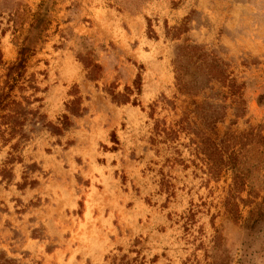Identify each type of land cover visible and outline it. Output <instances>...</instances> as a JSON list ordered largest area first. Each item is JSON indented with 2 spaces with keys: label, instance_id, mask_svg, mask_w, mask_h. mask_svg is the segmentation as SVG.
Returning a JSON list of instances; mask_svg holds the SVG:
<instances>
[{
  "label": "rangeland",
  "instance_id": "rangeland-1",
  "mask_svg": "<svg viewBox=\"0 0 264 264\" xmlns=\"http://www.w3.org/2000/svg\"><path fill=\"white\" fill-rule=\"evenodd\" d=\"M182 45L222 61L235 96L181 91ZM0 94L21 124L10 137L0 119V264H264V216L247 227L264 198V0H0ZM195 103L221 115L213 130ZM197 132L235 170L211 177Z\"/></svg>",
  "mask_w": 264,
  "mask_h": 264
},
{
  "label": "trees",
  "instance_id": "trees-1",
  "mask_svg": "<svg viewBox=\"0 0 264 264\" xmlns=\"http://www.w3.org/2000/svg\"><path fill=\"white\" fill-rule=\"evenodd\" d=\"M18 11H15L12 13V15L9 17L8 22L12 23V29L13 31H17L18 27ZM29 48L26 46H23L19 48L18 51V60L15 64H12L7 71V77L10 80H14L13 76L20 77V70L23 69L24 63L27 57V54L29 53ZM174 71L176 74V80L178 83V87L181 91H183L187 95H198L200 92L204 91L205 89L209 88V84L212 82L222 84L221 87H227L230 91V95L235 96L237 93V86L227 80L226 75V65L220 61L216 56L213 54L206 53L201 46L195 45V46H189V45H182L178 48V53L174 60ZM87 68L90 70V75L92 76L96 74V71L98 70V67L96 65H86ZM187 76L192 77L191 79H186ZM202 79V80H201ZM140 80L139 75H137V78L133 82V84L136 86V89L139 90V83ZM12 89V85L10 86ZM2 97L3 95L0 94V107L2 106ZM117 98H123L122 95H115L114 99ZM238 102L239 99L237 97L236 99ZM122 101H125V98L122 99ZM10 113L8 115H0V119H3L5 125H7L8 134L9 136H13L14 134L18 133L21 124L18 121V104L14 101H10ZM1 111V109H0ZM195 115L199 117V120L202 122L203 127L206 130H213L214 125L216 122L221 118V115H215L210 113V109L208 107L202 105H197L195 103ZM238 116V113L236 114ZM68 126L67 124V117H64V122L61 123L60 127H57L56 130H64ZM3 132L0 131V136H2ZM200 135L201 144L202 147L201 152L205 155L208 163H209V172L211 174V177H216L221 172L222 168L229 167L230 168H236V157L237 152L232 151V153L229 154L227 157V160H224L220 154V150L215 148V144L211 141L209 137L206 136L205 133H196ZM220 153H217V152ZM223 153V152H222ZM218 155V156H217ZM222 155V154H221ZM235 164V165H234ZM236 172V171H235ZM246 186L245 183V177L243 175H240L238 173L234 176V182L231 192L234 193H240L244 190ZM249 198H256V195L254 193L248 194ZM243 203H251L250 200H242ZM256 204V203H255ZM226 206L228 208V211L232 214H236L237 212V205L235 203H226ZM264 216V198H262L261 202L256 204V208L250 212L249 219L247 221V227L252 228L254 225H256L259 221L263 219Z\"/></svg>",
  "mask_w": 264,
  "mask_h": 264
}]
</instances>
